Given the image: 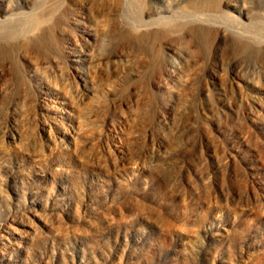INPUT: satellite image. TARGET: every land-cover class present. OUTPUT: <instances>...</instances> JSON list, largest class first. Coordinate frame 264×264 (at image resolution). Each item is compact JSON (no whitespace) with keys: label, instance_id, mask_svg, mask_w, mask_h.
<instances>
[{"label":"rangeland","instance_id":"rangeland-1","mask_svg":"<svg viewBox=\"0 0 264 264\" xmlns=\"http://www.w3.org/2000/svg\"><path fill=\"white\" fill-rule=\"evenodd\" d=\"M99 2L0 0V264H264V0Z\"/></svg>","mask_w":264,"mask_h":264},{"label":"bare ground","instance_id":"bare-ground-1","mask_svg":"<svg viewBox=\"0 0 264 264\" xmlns=\"http://www.w3.org/2000/svg\"><path fill=\"white\" fill-rule=\"evenodd\" d=\"M96 4H98L99 5V3H101V2H99V0H93ZM99 2V3H98ZM102 4V3H101ZM100 4V5H101ZM103 5V4H102ZM36 13V12H35ZM39 13H36V14H29V15H24V17H23V19L21 20V24L19 25V27H18V29L16 30L15 29V31L12 29V32H10V38H11V35H13L14 37L15 36H17V37H19V38H30L31 36H34L33 34H34V31H36V29H38V28H40L41 26H42V24L43 23H45V17L44 16H46V14L42 17V16H40V15H42L41 13H40V15H38ZM227 17V15H225V14H222L221 16H220V18L221 19H227L226 18ZM194 18V21L195 22H197V23H208L209 21H212V20H215L216 19V16L215 15H206V14H199V15H197V16H195V17H193ZM214 23H216V22H214ZM1 25V24H0ZM142 25H147V24H142ZM148 26V25H147ZM17 28V27H16ZM134 28V27H133ZM228 26H226L225 24H223V23H220V25H218V29H217V31H218V33L220 34V35H226V34H228V33H231L232 35H234L235 33H236V35L239 37V38H241L242 37V34H239V33H237V32H233V31H230V30H228ZM242 28H247V27H245V26H243ZM10 31V30H9ZM8 32V31H7ZM9 34V33H8ZM7 34V35H8ZM6 35V38H8V36ZM5 36V35H4ZM12 36V37H13ZM18 38V39H19ZM34 38V37H33ZM33 38H31V39H33ZM15 39H16V37H15ZM22 39V40H23ZM30 40V39H29ZM27 41V40H26ZM256 43L257 44H255V47H258V50L260 51V41H256ZM31 44V43H30ZM29 46V45H28ZM257 85L258 86H262L261 84H259V83H257ZM259 88V87H258ZM261 90V89H260Z\"/></svg>","mask_w":264,"mask_h":264}]
</instances>
